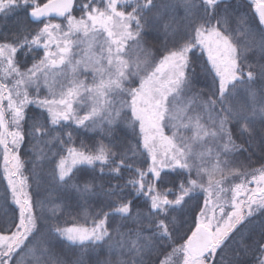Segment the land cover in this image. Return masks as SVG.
Returning <instances> with one entry per match:
<instances>
[{"label": "snow or ice", "instance_id": "6c2138e0", "mask_svg": "<svg viewBox=\"0 0 264 264\" xmlns=\"http://www.w3.org/2000/svg\"><path fill=\"white\" fill-rule=\"evenodd\" d=\"M173 7L0 0V20L15 19L0 30V199L10 208L0 264H65L55 245L106 248L115 264H264V102L254 90L264 87V0L247 5L251 19L235 0H202L183 34L164 23L153 55L143 42ZM253 22L262 55L248 63L237 35L255 40ZM121 118L131 144L80 139L110 135ZM26 144L36 191L24 176ZM37 167L47 168L43 192Z\"/></svg>", "mask_w": 264, "mask_h": 264}, {"label": "trees", "instance_id": "16d2710c", "mask_svg": "<svg viewBox=\"0 0 264 264\" xmlns=\"http://www.w3.org/2000/svg\"><path fill=\"white\" fill-rule=\"evenodd\" d=\"M161 3H171L174 7L170 11H165L163 18L159 25V32H149L144 40V47L149 49L153 55H158L162 52V45L165 43V34H164V23L169 24V32L174 31L177 36L183 34L187 27L189 26V21L197 20L199 13H197L196 9L200 8L202 5L201 0H193V3L196 5V8L192 9V11L186 12L185 7L183 6L184 0H159ZM237 4H239L244 13H248V18L251 19L253 12L247 7L248 3L245 0H235ZM75 15L79 16V12H76ZM15 22L14 18H11L5 23L3 20H0V30L7 31ZM233 29L236 28V22L233 21L232 24ZM252 33L255 36V40L252 37H245L243 35H237V39L239 41L241 50L243 52V59L248 63H256L261 60V52L256 44V41L260 39L259 33L256 30L255 22L252 24ZM172 39L171 35L168 36V40ZM246 49V50H245ZM201 77V81H202ZM195 91L200 90V84H197V87L194 89ZM254 90L257 93V103L264 102V87H262L261 82H257L254 86ZM206 95V93H205ZM246 96L247 94L244 93ZM31 114V113H30ZM257 129H259L260 125L257 122ZM107 128V127H105ZM125 134H127V139L125 140ZM116 138V140H124L126 145L131 144L134 137L131 135V129L127 127L124 119L121 118L117 124L113 125V130L109 135L107 132L101 133L99 129L95 131H90L81 135L80 139L84 140L86 144H92L98 142L103 138L105 142H108ZM79 140H77V146L79 145ZM115 142V140H113ZM21 159L25 162L24 176L29 178L30 187L33 191L37 189V180H33V161L36 160L34 153L32 152L29 145L22 146V151L20 152ZM258 161V155L253 156L250 163L253 168H259L261 165ZM39 164V161H37ZM3 161H2V150H0V197L4 195V189L6 188V181L3 179ZM36 175L38 177V182L41 185V192H43V187H46V181L48 180L47 176V168L37 167ZM129 176L128 172L124 173V180H126ZM124 180L120 182L123 183ZM116 181H113L115 183ZM94 205H90V208H94ZM4 212H9L10 208L5 205L4 201L0 199V217L3 216ZM73 215H76L74 212ZM68 225L70 226L72 223V218L67 217ZM63 222V218H62ZM113 228L116 227L114 223L112 225ZM129 226H125L122 228V231H127ZM51 252L60 260L64 261L65 264H97V262H104L111 260L113 264L117 259V254L114 252L109 254L106 248L98 249L97 252L93 253L90 251H84L81 248L76 246H72L70 248H64L61 245H55L51 248ZM126 258V257H125ZM163 257H161L162 259Z\"/></svg>", "mask_w": 264, "mask_h": 264}, {"label": "rangeland", "instance_id": "374dc122", "mask_svg": "<svg viewBox=\"0 0 264 264\" xmlns=\"http://www.w3.org/2000/svg\"><path fill=\"white\" fill-rule=\"evenodd\" d=\"M202 1V0H201ZM248 4H250V3H252V0H245ZM252 12H253V10L252 9H250ZM53 22H59V20H57V19H54L53 18ZM66 23V22H65ZM136 55H137V52L135 51V50H131L130 52H129V56L132 58V59H135L136 58ZM90 75V74H89ZM117 124V123H116ZM105 127H107V125H105Z\"/></svg>", "mask_w": 264, "mask_h": 264}, {"label": "water", "instance_id": "95a60500", "mask_svg": "<svg viewBox=\"0 0 264 264\" xmlns=\"http://www.w3.org/2000/svg\"><path fill=\"white\" fill-rule=\"evenodd\" d=\"M54 19H57V18H54Z\"/></svg>", "mask_w": 264, "mask_h": 264}]
</instances>
